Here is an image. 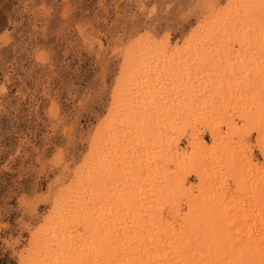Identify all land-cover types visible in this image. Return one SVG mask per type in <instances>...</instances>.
<instances>
[{"label":"bare ground","instance_id":"1","mask_svg":"<svg viewBox=\"0 0 264 264\" xmlns=\"http://www.w3.org/2000/svg\"><path fill=\"white\" fill-rule=\"evenodd\" d=\"M126 53L89 170L25 264H264V0Z\"/></svg>","mask_w":264,"mask_h":264},{"label":"rangeland","instance_id":"2","mask_svg":"<svg viewBox=\"0 0 264 264\" xmlns=\"http://www.w3.org/2000/svg\"><path fill=\"white\" fill-rule=\"evenodd\" d=\"M231 1L0 0V264H25L31 237L89 170L127 47L181 49ZM251 146L261 164L255 136Z\"/></svg>","mask_w":264,"mask_h":264}]
</instances>
